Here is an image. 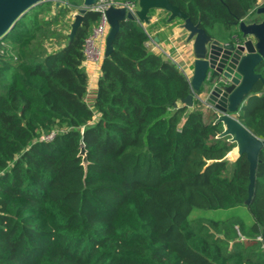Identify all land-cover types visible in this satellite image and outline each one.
I'll return each instance as SVG.
<instances>
[{"label":"trees","instance_id":"16d2710c","mask_svg":"<svg viewBox=\"0 0 264 264\" xmlns=\"http://www.w3.org/2000/svg\"><path fill=\"white\" fill-rule=\"evenodd\" d=\"M59 1L0 39V264H264V145L250 194L218 113L182 103L189 78L147 46L155 24L182 20L121 21L89 106L85 40L101 14L70 39L82 0ZM170 2L227 39L258 0ZM255 70L264 79V60ZM238 118L264 139L262 81Z\"/></svg>","mask_w":264,"mask_h":264},{"label":"water","instance_id":"95a60500","mask_svg":"<svg viewBox=\"0 0 264 264\" xmlns=\"http://www.w3.org/2000/svg\"><path fill=\"white\" fill-rule=\"evenodd\" d=\"M47 0H0V39L4 37L31 8ZM98 0H83L75 7L74 20L69 33L72 39L81 24L83 15ZM135 15L124 8L110 7L106 10L109 30L106 35L103 58L110 55L113 40L123 20L138 18L145 25L151 23L152 11L168 13L167 22L182 20L179 26L186 32L185 42L191 45L193 74L190 78L191 91L181 102L192 106V92L202 95L200 100L215 110L223 123L222 135H230L232 142L239 145L238 156L246 154L249 161V193L252 194L258 155L264 145L239 118L238 113L248 101L256 82L264 79L257 73L256 66L264 60V18L248 22L246 17L237 22V33L227 39L214 37L194 23L170 0H137ZM60 1L56 2V6ZM256 13L264 16V5L256 7ZM79 155L82 164L87 165L84 146ZM86 173V171H85Z\"/></svg>","mask_w":264,"mask_h":264},{"label":"crops","instance_id":"0c3cea01","mask_svg":"<svg viewBox=\"0 0 264 264\" xmlns=\"http://www.w3.org/2000/svg\"><path fill=\"white\" fill-rule=\"evenodd\" d=\"M264 0H258L257 6L263 5ZM256 14L255 11H251L248 16H246V20L248 22L251 21H260L263 19V15L258 20L253 18V15ZM153 16L151 25L155 24L157 20L163 18V16L157 11ZM73 17V13L71 14ZM147 27V25L145 26ZM235 34V33H234ZM153 41L147 42L148 48L156 53L162 55L164 58L171 60L174 62L186 75L190 78L193 74V56L191 54V45L185 42L186 32L179 26L176 25H168V24H155L154 30L150 33ZM233 35V34H232ZM102 58L97 61L85 60L84 65L87 70L89 76V89L94 92V87L97 88V81L95 85V80H97V76L99 75L100 70H98V65L100 64ZM95 96V92H94ZM202 95L198 94L196 99H199ZM201 101V100H200ZM202 102V101H201ZM203 103V102H202ZM208 110H213L207 104L203 103ZM214 111V110H213Z\"/></svg>","mask_w":264,"mask_h":264},{"label":"built area","instance_id":"2783aa9c","mask_svg":"<svg viewBox=\"0 0 264 264\" xmlns=\"http://www.w3.org/2000/svg\"><path fill=\"white\" fill-rule=\"evenodd\" d=\"M110 7L124 8L127 12H131L135 15V10L138 7V2L137 0H98L95 5L90 8V10L92 11H98L101 14V17L98 24L93 28L91 34L85 40L86 60L98 62L103 56L106 35L109 30L106 10ZM135 20L143 27L146 26L145 24L140 22L138 18H135ZM152 41V36L149 34V39L147 42L151 43ZM192 95L194 98L198 96V94L195 92H192ZM48 137H51V135H49Z\"/></svg>","mask_w":264,"mask_h":264},{"label":"rangeland","instance_id":"374dc122","mask_svg":"<svg viewBox=\"0 0 264 264\" xmlns=\"http://www.w3.org/2000/svg\"><path fill=\"white\" fill-rule=\"evenodd\" d=\"M56 1H58V0H56ZM83 1V0H82ZM82 1H81V3L80 4H82ZM159 11V10H158ZM157 11H152V15L153 16H155L154 14L156 13ZM159 13L162 15V16H164V11H159ZM262 17V15L261 14H258V13H256L255 15H253V18H255V19H259V18H261ZM70 21L71 23L73 22V20H74V18L72 17V16H70V18H66L65 19V21ZM63 28L66 30V31H68L69 33H70V30L71 29H69V28H67V27H65V26H63ZM100 67H101V62H100V64L98 65V70H100ZM100 73V72H99ZM99 76V75H98ZM98 76H97V78H98ZM96 81L97 80H95V85H96ZM94 92H95V96H96V86L94 87ZM94 92L92 91V90H88V94H87V96H86V101H87V103H88V105L89 106H92L93 105V103H94V101H95V96H94ZM236 143V145L233 147V149L228 153V155L226 156V158L230 161V162H232V161H234V159L238 156V153H239V145H238V143L237 142H235ZM236 209V208H235ZM239 209V208H238ZM240 212H241V214L245 217V218H248V219H250V214H249V211H248V209H247V207L246 206H240ZM202 212V214H204V216L206 215V216H214V214H217V213H219L220 212V210L219 209H217V210H208V211H201ZM194 214H196V212H194L192 215H194Z\"/></svg>","mask_w":264,"mask_h":264},{"label":"flooded vegetation","instance_id":"af4514ba","mask_svg":"<svg viewBox=\"0 0 264 264\" xmlns=\"http://www.w3.org/2000/svg\"><path fill=\"white\" fill-rule=\"evenodd\" d=\"M263 5H264V2H263ZM264 17V16H263Z\"/></svg>","mask_w":264,"mask_h":264}]
</instances>
